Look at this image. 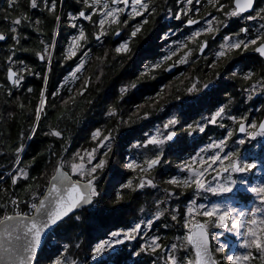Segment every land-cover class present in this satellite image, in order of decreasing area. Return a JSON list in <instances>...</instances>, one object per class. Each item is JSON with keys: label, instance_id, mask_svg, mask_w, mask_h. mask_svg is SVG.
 <instances>
[{"label": "trees", "instance_id": "obj_1", "mask_svg": "<svg viewBox=\"0 0 264 264\" xmlns=\"http://www.w3.org/2000/svg\"><path fill=\"white\" fill-rule=\"evenodd\" d=\"M28 2L29 0H17V3L13 5L12 0H0V31L6 32L10 27L11 19L22 14L29 16L31 21H40L38 25L30 26L29 23H25L19 26L21 33L27 39H22L21 44L16 46V56L13 59L24 61L30 69V72L24 73V83L22 90L19 88V93L13 92L16 87L9 85L6 74L8 68L6 59L10 55L14 41L8 39L0 44V85H3V87H0V203L9 204L6 211L10 212L13 211V207L9 203L10 200L18 199L19 207L23 203H28L34 190L43 189L47 185V176L51 171L50 169L52 167L57 168L61 157L68 161L70 158L72 159L76 152L90 151L96 147L97 142L92 139V135L97 129H100L104 133L111 132L113 136L112 150L107 157H104L107 161L105 167L98 170L97 173L99 174L97 191L100 195L95 198L93 204L81 209L63 222L59 226L60 229L58 228V233H61L62 237L68 238L66 241L71 244L68 255L78 257L73 247L76 241L84 242L85 249L95 232L109 229L112 226L111 224L122 227L127 220L137 218L142 208L147 205H150L151 209L157 207L163 209L165 215L145 235L146 239L158 236L160 237L159 242L165 247V245L169 246L175 241L176 233H179L183 238L184 233H187V229L183 223H180V216L186 213V205H180V214L177 213V220L173 221L171 216L174 214L166 203L167 193L172 188L166 181L176 175L175 172L179 169L177 166L186 160L185 156L187 154L192 153L188 150L192 147H187L186 141V147H183L181 154H178L179 156L173 155L174 150H166L163 154L164 160L162 158L163 161L160 165L150 173L152 178H156L153 175L155 173L157 177H160L157 181L159 187L156 190L157 192L140 191L139 189L133 191L129 188H121L125 179H121L113 187L110 185L112 176L119 175L122 178L124 174L127 175L126 179L130 177L138 179L137 175H143L139 169L133 172L127 169L125 155L129 152H137L141 163L144 160L142 157L151 158L158 153V149L153 145L136 147L137 144H144L147 141L148 130L151 127L159 123L161 119H170L175 112L178 114L177 119L179 121L183 118L184 105L182 103L176 105V101H179L180 98L185 99L187 96L185 91H181L182 87L178 89L180 84H177L175 77L178 73L175 72L176 75H170L165 70L172 64L164 65V69L154 70L150 76L141 75L144 72L145 65L160 62L161 58L167 54L165 48L169 46V39L165 42V39L162 38L166 28H157L156 25L158 24H155V28L152 26L141 28L135 37H131V48L128 54L115 52L118 45L117 41H111L104 47H99L100 49L94 50L95 46L90 48L88 51L89 62L86 64L85 69L80 72L82 77H78L73 85H62V87H65L64 92L68 93V97L70 96L66 98L67 101H63L61 96L56 93H60L59 88L64 76L77 64L81 54L79 53L69 60L64 58L70 44V38L77 36L78 33L76 35L73 31L74 28H69L63 10L68 6L75 8L76 0H69V5H67L68 0H66V3L64 0H56L55 14L47 12L30 13L24 9ZM57 15L61 17L59 22L55 19ZM138 24L144 25L145 23L141 21ZM240 28L241 25H236L232 28V32L238 33ZM36 29H39V31ZM108 29L106 28V31ZM126 30L128 33L131 28H126ZM85 33L87 40L94 45L95 32L88 30ZM53 39L55 40V48L52 50L51 71H47L49 66L46 61H41L38 58L37 53H40L43 49L41 41L49 43ZM87 40L81 42L83 47L80 51L88 50L87 44L89 42ZM218 41L209 49L205 57L198 58L195 54V65H197V68H194L195 74L200 79L207 80V82L210 78H219L216 88L204 95V100L207 101L206 109L214 111L224 106L226 116L221 121L225 123L224 125H229L232 122L231 119L227 118L228 116H235L238 119L247 116L248 122H250L249 117H252L253 114L256 115L257 121L262 122L264 120V89L259 87L256 95L250 93L251 85L264 77V60L253 51L258 45H250L247 51H244L243 47L240 50H233L220 63L215 61L213 56H209L213 49L219 50L222 43ZM199 44L198 39L195 41L190 40L187 42L186 47L193 51H199ZM21 47L26 48L27 51H21ZM176 48H178V44L171 45L172 50ZM162 53H165V55ZM176 56H172L171 62L175 60L173 63H176ZM169 61L166 60L165 62L169 63ZM15 67L18 68L20 65L17 63ZM100 67H103L101 74L97 72ZM248 72H252L253 76L250 80H245L243 77ZM223 74L228 79L220 80ZM45 76H47L46 84ZM151 76L155 78L152 79ZM83 80H85L84 83H82ZM132 83L141 85L143 89H130L122 97L120 89ZM172 83L174 86H172ZM45 87L47 89L45 93L47 96L46 105L40 113L35 135L28 139L32 126L37 123L35 112L39 104L41 91ZM166 87L168 90L166 98L156 102V98H159L163 91L165 93ZM28 88H31L32 91H27ZM149 88L152 89L149 90ZM7 89H11V95H8ZM138 93H141V96H138ZM138 106L140 107L137 111ZM198 107V105H193V109L191 108L193 111L191 112L195 113L199 109ZM112 108L118 111L119 115L117 117L108 115ZM145 112L149 113L148 118H140ZM186 113L185 111L184 116H186ZM198 119L184 122L183 130L186 131L184 128L193 125ZM52 130L60 131L62 137L49 135L48 133ZM211 134L212 131L210 133L206 131L202 135V141L212 138ZM213 134V138H219L223 133L215 132ZM21 143L25 145V150L20 154L19 167L27 169L28 179L21 178L16 185H13V176L6 177L7 171L1 173V170L7 167L12 170L16 165L15 149ZM65 148H67L66 152L64 151ZM229 149H238L240 155L244 156L245 150L235 143V138L229 141ZM103 151L104 149H101L99 154ZM148 151H150L149 154ZM185 153L187 154L184 156ZM257 159L264 163L262 154L259 153ZM67 165L65 164L64 168L69 172ZM159 171H163L164 175H159ZM74 178L78 179L79 177L74 176ZM43 180L45 183H43ZM133 186L135 187V185ZM173 189L175 193L179 191L178 187L174 186ZM117 193L122 196L119 201ZM244 196H246L244 197L246 201L249 200L248 195ZM189 198L190 190H186L183 200L187 201ZM161 201L163 202L158 203ZM27 207L26 205L24 212L31 214ZM4 211L5 209L0 208V215H3ZM145 238L136 236L134 240L122 244L120 250L110 251L108 257L89 264H165L163 249L157 250L155 253L141 251V247L149 241ZM58 244L60 247L63 246L62 243L61 245ZM48 247L49 244L45 246L44 250L48 251ZM60 247L52 257L44 258L42 257L44 252H42L37 264H53L57 256H64L60 251ZM90 250L91 246L89 244L87 253H83L81 258L90 256ZM136 252H140V255H135ZM255 264H260V261H255Z\"/></svg>", "mask_w": 264, "mask_h": 264}, {"label": "snow or ice", "instance_id": "obj_2", "mask_svg": "<svg viewBox=\"0 0 264 264\" xmlns=\"http://www.w3.org/2000/svg\"><path fill=\"white\" fill-rule=\"evenodd\" d=\"M85 5L86 9H91V12L86 14L85 11H80L78 17L73 16L71 19L75 21L78 18L91 21L93 15H99L101 18L96 21V25L99 31L96 34V39L99 41L102 36L107 35V28H111L112 25H118L121 23V14L128 13L130 18L137 16H143L145 12L149 11V6L152 0H81ZM188 5L193 3V0H185ZM17 0H12V4L15 5ZM44 7L49 12H55L56 2L52 0H43ZM208 3L216 10L223 12L227 4H220V0H208ZM255 0H232V7L224 15L228 18L240 17L244 13H249L253 10ZM123 5V7H120ZM219 5V7H217ZM31 8L35 9L39 7L38 0H30ZM154 11V9H153ZM188 9H182L181 12L187 15ZM211 16V13H209ZM181 13H177L175 19L179 20ZM260 19L264 21V8H261L256 15H248L247 20ZM56 21L59 22L61 17L57 15ZM29 23V25H38L39 20L31 21V18L27 15H20L10 21L9 29L0 31V41H6L11 39L14 44L11 48L10 55L6 59L8 68L6 70L7 80L11 82L13 87H19L22 85L24 80V73L30 72L27 64L20 60H14L16 56V46L21 44L22 39H27L21 31V25ZM126 23V21H125ZM143 23H147L144 20ZM188 25L199 23L194 19L187 21ZM214 23H220L219 18L212 17L207 20L208 27L198 30L189 37L190 40L195 41L203 33L216 32L219 29L214 27ZM73 28H77L78 25L72 23ZM142 27L137 25L131 32V36L135 37L140 32ZM260 29H264V24H261ZM39 31V29H36ZM249 33L248 28H241L235 36L224 37V42L220 44L219 50L216 52V57H224L233 50H240L243 47L244 51H247L250 45H257L258 41H264V31H259L258 34L251 39L238 38L241 34L247 36ZM119 35V31L116 32ZM87 40L86 33L83 28L80 27L79 34L72 38L67 51L65 53V60L76 57L83 47L81 42ZM43 49L40 53H37L38 58L41 61H46L47 71H51L52 62V50L55 48V40L53 39L49 43H44ZM186 47V44L181 45ZM207 47V41L200 44L199 50L203 53L204 48ZM21 51H27L26 48L21 47ZM254 52L258 53L261 57H264V43H259L253 49ZM115 52L118 54H128L130 52L129 41L121 43ZM87 52H84V56H87ZM176 55L173 51L170 55L165 56L162 61L155 64L145 65L142 76H150V74L160 68L164 60H170L172 56ZM191 55V50L186 52L177 63H187V57ZM20 67H15L16 64ZM85 61L82 59L76 69L72 72L73 78H78L77 73L81 72L84 68ZM173 64L171 67H175ZM214 66V65H213ZM171 67L165 69L170 71ZM34 74V73H33ZM235 74V73H234ZM253 76L252 72H248L244 75L245 80H250ZM150 78L154 79V76ZM47 83V76H45V84ZM3 87V85H0ZM137 84L132 83L120 89L122 97L130 89L136 88ZM204 88L208 87V84L203 85ZM255 86H253L254 90ZM196 90V84L194 83L188 92ZM27 91L31 92L32 89L28 88ZM46 87L41 91L40 100L36 109V124L32 126L31 133L28 139H31L35 135L36 128L40 119V113L45 108L47 96L45 95ZM8 95H11V89H7ZM57 95L59 93H56ZM83 93L81 92V95ZM251 98V97H249ZM23 107V105H21ZM137 108V111L139 110ZM108 115L110 117H117L119 115L115 108H112ZM149 113L145 112L140 118L147 119ZM226 116L225 107L218 108L211 117L205 118L206 123L200 124L197 122L195 125H189L188 128L191 130V135L194 131L203 133L208 124H217L218 121H222ZM233 122L239 125L238 131L240 133H247V137L251 140L257 139V137H264V121L258 125L255 122H249L247 116L240 117L239 119L235 116H228ZM131 119V117H129ZM179 121L173 117L170 118L164 125L163 129L168 130L174 128ZM220 127H225L223 123H220ZM258 131L250 132L249 129H257ZM49 135L61 138L62 133L57 130H52ZM177 133L173 131L162 132L159 128L156 133L151 135L144 144H137L136 147H147L153 145L159 149L158 153L153 158H146L141 163L136 161H130L126 167L131 170L139 169L144 175L139 178V182L133 186V182L129 180L123 187L129 188L133 191L137 189H143L146 186L155 187L153 179L150 176L152 170L160 165L163 157V145L169 141H173ZM233 135L232 131L227 133L225 139L219 141H213L205 148L200 149L195 156L191 157L188 161H185L177 167L187 175L175 176L166 181L167 184L173 185L178 188H193L197 194L211 193L214 196H224L225 194L232 193V200H235V195L239 193H250L252 197L258 201V206L251 207L249 209H243L234 207L231 200H225L224 202L196 205L195 201H192V206L187 208L186 219L184 227L187 229V233L182 238V243L172 244L170 248H164L160 241V237H153L149 243L144 244L141 247V251H151L153 253L157 250L163 249L166 253L165 264H220L215 258L213 249L211 247V236L223 235L222 233L215 234L210 233L209 226L212 228L223 229L225 232H235V235L240 238L238 244L239 249L245 251H232V253L225 257L230 264H252V261L258 260L264 262V179H260L256 183H252L248 178V174L253 169L261 167V164L257 160H251L242 157L238 149L228 150V139ZM92 139L98 141L97 146L90 151L86 150L76 152L73 155V162L69 163L62 157L58 162V166L55 169V174L51 176L49 181V187L46 195L42 199L36 201V195L33 194V201L30 205L32 213H26L19 211V200L12 199L9 203L13 207V211L9 213L6 211L9 204L0 203V208L5 209L3 215H0V264H35L38 251L41 249L42 241L45 239L46 233L54 226H58L64 221L71 213L76 209L81 208L85 205L93 203L94 198L98 197L100 193L97 191L95 181L98 179L96 173L98 170H102L107 161L101 158L97 161V153L101 149L104 151L101 154L102 157H107L108 153L111 152V143L113 139L111 132L103 134L100 129H97ZM237 145H244L245 139H240ZM25 150V145L21 143L16 149V172L17 174L12 177V184L16 185L19 179H28V172L25 168H20V154ZM67 151V148L64 149ZM209 153H211L209 155ZM93 161H97L93 163ZM65 164H68L71 168V172L78 175L81 179L72 180L68 172L63 171ZM199 165V167H196ZM214 173V175H213ZM210 175L211 179H207ZM6 191V190H4ZM167 192V190H165ZM169 196H175L174 192H168ZM117 199H122L120 193H117ZM158 202V203H162ZM163 215V212H157L156 218L159 219ZM196 216H202L207 219L196 220ZM79 219V217H77ZM173 221L177 220V215H172ZM151 221L148 222V226H151ZM141 230V224L137 223L133 228L128 231H115L110 234L112 239H106L97 243L94 247V255L92 259H96L98 256L103 255L106 251H115L118 245L124 244L125 241L135 239L134 234H139ZM123 237V238H120ZM180 239V238H177ZM67 245H65V251H67ZM228 247L226 243H219L215 248V252L224 253ZM184 251L186 255L180 257L177 255L179 251ZM254 250V251H253ZM190 253V254H189ZM135 255L139 256L140 252H136ZM53 264H76L75 261H68L66 256L58 257L53 261Z\"/></svg>", "mask_w": 264, "mask_h": 264}, {"label": "rangeland", "instance_id": "obj_3", "mask_svg": "<svg viewBox=\"0 0 264 264\" xmlns=\"http://www.w3.org/2000/svg\"><path fill=\"white\" fill-rule=\"evenodd\" d=\"M201 29V28H200ZM200 29H198V30H200ZM134 30V28H131V30L126 34V36L124 37V38H120L119 40H118V45H117V47L121 44V43H124L125 41H129V48H131V32ZM198 30H195V31H193L192 33H191V35L194 33V32H196V31H198ZM169 33H167L166 35H165V37L168 35ZM116 36V35H115ZM164 38V37H163ZM165 39V38H164ZM71 41H72V38H70V43H71ZM162 41V40H161ZM177 43H179V42H176V41H174V39H171L170 41H169V46L168 47H166L165 48V51H166V53L168 54V53H172L173 51H176L177 50V52H176V54L178 55V56H176V60H177V62L182 58V57H184V55H185V53L186 52H188V51H190L191 50V55L190 56H188L187 57V63H177V64H179L181 67H182V73L180 74V75H177V76H175L176 77V80H177V84H180V86H178V89H179V87H182V90L181 91H185V95L187 96L185 99L184 98H180V100L179 101H176V105H178L179 103H182L183 105H184V112L186 111L187 113H186V116H184V112H183V118L181 119V121H179V119H177V113L175 112L174 113V115L172 116L171 115V117L170 118H173V117H175L178 121H179V123L174 127V128H169L168 130H164L163 129V125L169 120V119H161L160 120V122L159 123H156V125L155 126H153V127H151V129L150 130H148V134H147V140H148V138L151 136V135H153V134H155L156 133V131H157V129L159 128L162 132H165V134H166V131H175V132H177V138L175 139V141L174 142H172V141H169V142H167L166 144H164L163 145V154L166 152V150H174V153H173V155L175 156V155H180L181 154V152H182V149H183V147L185 148L186 146H185V141H186V145H187V147H192V148H189L188 150L189 151H191L192 153H189V154H187V153H185L184 154V156H185V158H186V160L185 161H188L191 157H193V156H195L196 155V153L197 152H199L200 151V149H202V148H205L206 146H208L210 143H212L213 141H219L220 139H225L226 137H227V133L229 132V131H232L233 132V135H232V137L231 138H229L228 139V148L227 149H229V141L232 139V138H235V143L238 141V140H240V139H245L246 140V143L244 144V145H240V148L241 149H244L245 150V152H244V156H242V157H244V158H246V159H248L249 161H251V160H257V162L259 163V164H261V167H258L257 169H253L252 170V172L251 173H249L248 174V178L250 179V181L254 184V183H256V182H258L260 179H264V163H262V162H260L258 159H257V155L260 153V154H262L263 156H264V137H257V139H255V140H251V139H249L248 137H247V134H243V135H239V134H237V127H238V124L237 123H235V122H231V124L229 123V125H225V127H220L219 125H220V123H222L221 121H218V123L217 124H215V125H213V124H208L207 125V127L205 128V131L203 132V133H201V132H199V131H194V132H192L191 133V135L189 134V132L191 131L188 127H186V128H184V129H186V131L185 130H183V128H182V126H183V124H184V122H186V121H189V120H191V119H196V118H199L197 121H196V123L197 122H199L200 124H205L206 123V119L205 118H209V117H211L212 116V114L217 110H214V111H209V110H207L206 109V107H205V105H206V103H207V101L206 100H204V95H205V93L206 92H208V91H210V90H212V89H214V88H216V86H217V81H219V78L218 77H216V78H210L209 79V81L207 82V80L205 81V80H202V79H200L199 78V76H197L196 74H195V71H194V68L196 67L197 68V65H195V61H196V57H195V54H197V52L196 51H193L192 49H189L188 47H181V45L178 47V48H176L175 50H172L171 49V45L172 44H176L177 45ZM184 45V44H183ZM103 45H99V47H102ZM166 46V45H165ZM189 46H190V44H189ZM116 49V48H115ZM88 51L89 50H85V51H79V53H81L80 54V58H79V60H78V62H77V64L76 65H74L69 71H68V73L64 76V78H63V81L61 82V85H60V93H59V95L61 96V99L63 100V101H67L66 100V98H69L68 97V93H66V92H64V88L65 87H62V85H65V86H68V85H70V84H74V83H76V79L77 78H73L72 77V72L76 69V67L78 66V64L80 63V61L83 59L84 61H85V64H84V68L82 69V71L85 69V66H86V64L89 62V56H88V54H87V56H84V52H87L88 53ZM218 50H216V49H213V51H212V53L209 55V56H213V59L215 60V61H219L220 63H221V61H223L224 60V58L227 56H224V57H220V58H217L216 57V52H217ZM53 52V51H52ZM232 52V51H231ZM78 53V54H79ZM230 53V52H229ZM163 55H165V53H162ZM170 54H168V55H170ZM166 56V55H165ZM164 56V57H165ZM163 57V58H164ZM163 58H161V60L160 61H162L163 60ZM166 60H164L163 61V63H162V66L160 67V68H162V69H164V67L167 65V62H165ZM165 65V66H164ZM239 67V66H238ZM213 69V68H212ZM239 69H240V67H239ZM102 70H103V67H100V69L97 71L99 74H101L102 73ZM159 70V69H158ZM235 72H237V71H235ZM85 73V72H84ZM174 75H176V74H174ZM76 76L77 77H82V76H80V72L79 73H77L76 74ZM228 76V75H227ZM229 77V76H228ZM85 78H87L86 76H85ZM264 78V77H263ZM263 78H261L258 82H256V83H253L252 85H251V87H250V93L251 94H253V95H256L257 94V92H258V89H259V87L262 89H264V85H263V82H262V80H263ZM84 79V78H83ZM223 79H228L226 76H225V74H223V75H221V77H220V80H223ZM8 81V80H7ZM84 81L85 80H83V82L82 83H84ZM8 83H9V85L10 86H12L11 85V83L8 81ZM23 83H24V81L22 82V85L21 86H19V87H16V90H13V92H18L19 93V88H21L20 90H22V87H23ZM196 84V90H194V91H192L191 93L190 92H188V89L189 88H191L192 87V85L193 84ZM204 84H208V87L207 88H204L203 87V85ZM172 86H174V84L172 83ZM253 86H255V88H254V90H252L253 89ZM62 87V88H61ZM123 87H125V86H123ZM122 87V88H123ZM167 87H168V85H167ZM167 87H166V89H165V93H164V91L159 95V98H156V102L157 101H159V100H162V99H164V98H166V96H167ZM136 90H140V89H143L142 87H141V85H139V84H137V87L135 88ZM150 89H152V88H149V90ZM15 92V93H16ZM147 92V91H146ZM138 96H141V93H138ZM167 101V100H166ZM161 102V101H160ZM168 102H170V101H168ZM185 105H186V109H185ZM193 105H198L199 107V109L195 112V113H192L191 111H193L192 109V106ZM191 106V107H190ZM192 108V109H191ZM220 108V107H219ZM162 111V109L160 110V112ZM149 116V115H148ZM148 118V117H147ZM249 119H250V122H255V123H257V125L259 124V121H257L256 119V115L255 114H253L252 115V117H249ZM196 123H194L193 125H195ZM223 124H225V123H223ZM237 124V125H236ZM185 125V124H184ZM211 126V127H210ZM210 127V129H208ZM206 131H208L209 133L212 131V134H211V137L212 138H210V139H206V140H204V141H202V135L206 132ZM219 132V134H221V133H223V134H221L220 135V137L219 138H213V136H214V134L213 133H215V132ZM255 131H258V128L257 129H250V132H255ZM103 134H108V133H104V132H102ZM113 137V136H112ZM113 140V139H112ZM112 140L110 141V143L112 142ZM97 143H98V141H96ZM196 145H199L198 147L196 146ZM97 146V145H96ZM158 149V148H157ZM226 149V151H228ZM230 150V149H229ZM136 151H139V150H136ZM158 151H159V149H158ZM84 152V151H83ZM83 152H81V154H83ZM149 152L150 151H148V154H149ZM211 153H209V155H210ZM138 153L137 152H129V153H127L126 155H125V160L127 161L126 162V165L130 162V161H136L137 163H140L139 162V158H138ZM178 155V156H179ZM247 156V157H246ZM72 158H73V156H72ZM101 158H104V157H102L101 156V154H99V152L97 153V161L99 160V159H101ZM143 159H146V158H144V157H142ZM147 158H149V157H147ZM151 158H153V157H151ZM163 158V157H162ZM163 160H164V158H163ZM163 160H161V161H163ZM69 163H71V162H73V160L70 158L69 160ZM97 161H93V163H95V162H97ZM184 161V162H185ZM181 163H183V162H181ZM180 163V164H181ZM68 167H69V173H71V175L74 177H79L78 175H75V174H73L72 172H71V168H70V166L69 165H67ZM166 167V166H165ZM164 167V168H165ZM196 167H199V165H196ZM55 169L56 168H54V167H52L50 170V172H49V174H48V176H47V185L46 186H44V188L42 189V188H38L37 190H34L33 192H32V195H31V198H30V200L28 201V203H23V204H21L20 205V207H19V211H21V212H24V210H25V206L27 205L28 207V210H30V211H32V209L30 208V205H31V203L32 202H34L33 201V194H35L36 195V201L35 202H38V200L39 199H41L43 196H44V191H46V189H47V186H48V183H49V181H50V179H51V176L52 175H54L55 174ZM65 169V168H64ZM128 170H130L131 172H133V171H135V170H131V169H129V168H127ZM137 170V169H136ZM5 171H7V173H6V177H11V176H14V175H16L17 174V172H16V165L13 167V169L12 170H9L8 169V167L7 168H3L2 170H1V173H4ZM26 171H27V169H26ZM67 171V170H66ZM68 172V171H67ZM99 171H97V173H98ZM96 173V175H97V177L99 176V174H97ZM176 175H174L173 177H175V176H181V177H183V176H185V175H187L186 173H184V172H182L180 169H177L176 170ZM144 175V174H143ZM143 175H141V176H139V175H137L139 178H141ZM154 176H156V178L154 177V178H152L153 179V181H154V184L156 185L155 187H152V186H146V187H144L143 189H139L140 191H146V190H150V191H154V192H157L156 190H157V188H159L158 186H157V181L159 180V178L160 177H157V175H156V173L155 174H153ZM159 175H164V172L163 171H159ZM213 175H214V173H213ZM127 175H124L123 174V177L122 178H120V176L119 175H117V176H112L110 179V185H111V187H113V186H115V184H117L121 179H125V181H124V183L121 185V188L125 185V184H127V182L129 181V180H131L132 182H133V185H136V183H138L139 182V178L137 179V178H135V177H130L129 179L127 178H125ZM133 176H136V175H133ZM256 177V178H255ZM79 179H81L80 177L78 178V180ZM207 179H211V176L210 175H208L207 176ZM97 180L98 179H96V181H95V186H96V189H98V186H97ZM126 180H128L127 182H126ZM126 182V183H125ZM43 183H45V181L43 180ZM171 187L170 188H172V190H170V192H174L175 193V190L173 189L174 188V186L173 185H170ZM40 187H42V186H40ZM186 190H190V198L187 200V201H184L183 200V196H184V194H185V191ZM244 195H248L249 196V200H247L246 201V199L244 198V197H246V196H244ZM232 197H233V194L232 193H229V194H225L224 196H214L213 194H211V193H204V192H201V193H199V194H197L196 192H195V190L193 189V188H184V190H182V188H179V191L177 192V193H175V196H169L168 195V193H167V198H166V203H167V207H169V208H171V211H172V213L174 214V215H177V213L178 214H180L179 212V207H180V205H186V209L189 207V206H192V201H195V203H196V205H199V204H208V205H211L212 203H219V202H224L225 200H231L232 201V203H233V206L234 207H239V208H243V209H249V208H251V207H254V206H258V201H256L253 197H252V194H250V193H239V194H236L235 195V200H232ZM96 198V197H95ZM95 198H94V200H95ZM93 204V203H92ZM146 204V203H145ZM27 208H26V210H27ZM154 209V210H153ZM153 209H151V206L150 205H147L146 207H144V208H142V210H141V212H139V214H138V217L137 218H133L132 220H127L126 222H125V224L123 223V226L122 227H120L119 225H117V224H111L112 226H110V228L109 229H102V230H99L97 233L95 232L94 234H93V238L89 241V244H90V246H91V250H90V256H85V257H83V258H81V255L83 254V253H87V248H89V244H88V247L86 246L85 247V249H84V242H80V241H76L75 242V244H74V252H75V254L78 256V257H73V256H69L68 254H69V250H70V246H71V244H70V242H69V244L67 243V241L66 240H68V238H66V237H62L61 236V233H58V228L49 236V238H48V240H47V243H46V245L47 244H49V247H48V251H45V250H43L42 252H44V253H42V257H44V258H46V257H52L54 254H55V252L56 251H58V249H59V244L58 243H60V245H61V243H62V247H60V251H61V253H63V255L64 256H66L67 257V259H68V261H75L76 262V264H89L90 262H96V261H99L100 259H103V258H106V257H108L107 255H108V253L110 252V251H106V252H104L103 253V255H101V256H98L95 260L94 259H92V257H93V255H94V252H93V250H94V247H95V245L97 244V243H99V242H101V241H103V240H106V239H112L111 238V236H110V234L112 233V232H115V231H128V230H130L131 228H133L137 223H140L141 225H142V227H141V232L139 233V234H134L135 235V237L136 236H143L144 238H145V235H147V233L148 232H150L151 230H152V228H153V226H154V224L156 223V222H158L162 217H164V215H165V213H164V211H163V209H160V208H153ZM152 210V211H151ZM9 213H11L10 211H8ZM157 212H163V215L159 218V219H157L156 218V213ZM187 212V211H186ZM151 214V215H150ZM181 217V221H180V223H183V224H185V219H186V213L185 214H183V215H181L180 216ZM195 219L196 220H205V219H207V218H205V217H202V216H196L195 217ZM149 221H151L152 223H151V226L149 227L148 226V222ZM126 226H130V227H126ZM126 228V229H125ZM60 229V228H59ZM182 231H184V230H182ZM187 231V230H186ZM185 231V232H186ZM209 231H210V233H215V234H219V233H222L223 232V235L222 236H219L218 238H217V236H211V238H212V246H213V252H214V255H215V258L217 259V260H219L220 261V263H222V264H230V262L229 261H227L226 259H225V257L226 256H228V255H230L231 253H232V251H245L244 249H239L238 248V244H239V242H240V238L239 237H237L236 235H235V232H231V233H229V232H225L223 229H217V228H212L211 226H209ZM56 232H57V234H56ZM60 234V235H59ZM141 234V235H140ZM184 235H185V233H184ZM155 237H157V236H155ZM184 237V236H183ZM120 238H123V237H120ZM177 238H180V239H177ZM146 239V238H145ZM175 241L172 243V244H180V243H182V237H181V235L179 234V233H176V236H175ZM70 240V239H69ZM134 240V239H133ZM148 242L147 243H149L150 241H151V239H146ZM127 241V240H126ZM125 241V242H126ZM219 243H226L227 245H228V247L225 249V252L224 253H217V252H215V248H216V246H217V244H219ZM171 244V245H172ZM65 245H67L68 247H67V251H65ZM122 245V244H121ZM121 245H118L117 247H116V249L115 250H120V247H121ZM162 245V244H161ZM171 245H165V247L164 248H170V246ZM254 251V250H253ZM165 253V252H164ZM41 255V254H40ZM177 255L178 256H180V257H184L185 255H186V253L184 252V251H179L178 253H177ZM59 256H57L55 259H57ZM165 257H166V253H165V255L163 256V259H164V261H165ZM255 261L257 262L258 260H254V261H252V264H255ZM260 264H264V262H261L260 261Z\"/></svg>", "mask_w": 264, "mask_h": 264}, {"label": "flooded vegetation", "instance_id": "obj_4", "mask_svg": "<svg viewBox=\"0 0 264 264\" xmlns=\"http://www.w3.org/2000/svg\"><path fill=\"white\" fill-rule=\"evenodd\" d=\"M52 0H49V3H51ZM56 2V0H55ZM66 3V0H64ZM39 7L38 8H31L30 6V0L28 4L25 5L24 9L28 10L30 13H39V12H47L49 14H55V12H49L45 7L43 0H38ZM220 4H227L228 7H225L223 12H219L216 10V7H213L211 4L208 3V0H193V3L191 5H188L185 0H152V3L149 6V11L145 12L143 16H137L135 18H130L128 13L121 14L120 21L121 23L118 25H112L111 28L107 30V35L102 36L101 39L98 41L95 39V44L93 45L92 42L88 41L89 43L87 46L88 50L90 48L94 47V50L100 49L99 45H107L111 41H117L122 37H125L127 34L126 28H135L138 24V22H143L144 20H147V23L142 25L141 28H147L149 26H152L155 28V24L157 28H166V32L163 34L162 38H165V42L167 39L169 41L171 39H174V41L179 42L178 47L183 44H187L188 41H190L189 37H191V33L198 29H203L208 27L207 20L212 19V17L219 18L220 23L216 24L214 23V27L218 28L219 30L212 33H203L200 37H198V41L201 44L204 41H207V47L204 48L203 53L199 51L197 52L198 58H203L205 55L209 52V49L215 45L214 43L217 42H224V37L226 36H235V32H232V28H234L236 25H241V28H248L249 33L247 36L244 34H241L240 37L242 39H251L254 38L258 34L259 31H264V29H260V25L264 24V21L260 20L259 18L256 20H247L246 17L248 15H256L257 12L261 8H264V0H255V4L253 7V10L249 13H244L240 17H232L228 18L224 15V13L228 12L230 8L232 7V0H220ZM69 5V0L68 4ZM120 7H123V5H120ZM219 7V5H217ZM190 8V11L187 12V15H184L181 10L182 9H188ZM23 9V11H24ZM154 9V11H153ZM80 11H85L86 14L88 12H91V9H86L85 5L81 2V0H76L75 8L74 7H67L65 10H63L64 15H66V20L68 22L69 28H73L71 25L72 23H75L78 25L77 28H74L73 31H75L76 35L79 34L80 27L83 28L84 32H88V30L95 32L94 36L96 37L97 34V25L96 21H98L101 17L99 15H93L92 20H84L83 18H78L75 21L71 19L73 16L79 15ZM177 13H181V18L179 20L175 19V16ZM209 13H211V16H209ZM189 19H194L199 21L197 24L188 25L187 21ZM126 21V23H125ZM107 28V26H106ZM240 28V29H241ZM200 29V30H201ZM121 32V35L119 37H116V32ZM169 33L166 37L165 35ZM259 43H264V41H258L257 45ZM199 44V46H200ZM255 46V45H254ZM256 55H258L261 59L264 60V57H261L258 53L255 52ZM177 55V54H176ZM167 56V54H166ZM178 56V55H177ZM176 58V57H175ZM172 59L167 60L169 64H176V70L171 74H174L175 72L180 75L182 67L176 63H173L175 60L171 62ZM264 85V81H263ZM260 122V121H259ZM238 129V127H237ZM250 131V129L248 130ZM238 134V132H237ZM247 134V133H246Z\"/></svg>", "mask_w": 264, "mask_h": 264}, {"label": "water", "instance_id": "obj_5", "mask_svg": "<svg viewBox=\"0 0 264 264\" xmlns=\"http://www.w3.org/2000/svg\"><path fill=\"white\" fill-rule=\"evenodd\" d=\"M121 35V32H119V35H117L116 34V37H119ZM5 41H0V44L1 43H4ZM173 65V64H172ZM171 65V66H172ZM171 66H169V67H171ZM168 67V68H169ZM176 70V66L175 67H171V70L170 71H168V73H172V72H174ZM11 83V82H10ZM264 121V120H263ZM245 123H249L248 121L247 122H245ZM238 127H239V125H238ZM237 132H238V134L239 135H243V134H246V133H240L239 131H238V129H237ZM177 133V132H176ZM177 136L178 135H176V137L174 138V140L172 141V142H174L175 141V139L177 138ZM63 171H65V172H67L64 168H63ZM69 173V172H68ZM69 175L71 176V178H72V180H78V179H75L70 173H69ZM46 193H47V191H46ZM46 193L44 194V195H46ZM44 197V196H43ZM42 197V198H43ZM41 198V199H42ZM91 205V204H90ZM90 205H85V206H83V207H81V208H78V209H76L73 213H71L70 215H69V217H67L64 221H62L58 226H54V228L53 229H50L49 230V232L48 233H46V236H45V239L42 241V244H41V249L38 251V253H37V257H36V262H35V264H37V262H38V260H39V256H40V254H41V252L44 250V248H45V246H46V243H47V240H48V238H49V236L63 223V222H65L66 220H68L70 217H72L73 215H75L76 213H78L81 209H83V208H85V207H88V206H90ZM141 227H142V225H141ZM210 240H211V247H212V249H213V246H212V238H211V235H210Z\"/></svg>", "mask_w": 264, "mask_h": 264}, {"label": "bare ground", "instance_id": "obj_6", "mask_svg": "<svg viewBox=\"0 0 264 264\" xmlns=\"http://www.w3.org/2000/svg\"><path fill=\"white\" fill-rule=\"evenodd\" d=\"M62 34V33H61ZM64 35V34H63ZM46 95V94H45ZM256 178V177H255ZM163 183V182H162ZM48 187H49V185H48ZM48 187H47V189H48ZM47 191V190H46ZM46 191H45V193H46ZM219 261V260H218Z\"/></svg>", "mask_w": 264, "mask_h": 264}, {"label": "built area", "instance_id": "obj_7", "mask_svg": "<svg viewBox=\"0 0 264 264\" xmlns=\"http://www.w3.org/2000/svg\"><path fill=\"white\" fill-rule=\"evenodd\" d=\"M30 213H32V211H30Z\"/></svg>", "mask_w": 264, "mask_h": 264}]
</instances>
